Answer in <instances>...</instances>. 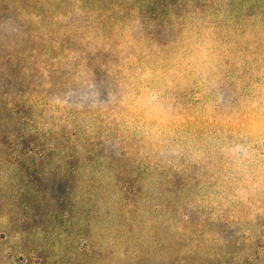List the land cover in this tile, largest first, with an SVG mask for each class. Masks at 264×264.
<instances>
[{"label":"rangeland","instance_id":"374dc122","mask_svg":"<svg viewBox=\"0 0 264 264\" xmlns=\"http://www.w3.org/2000/svg\"><path fill=\"white\" fill-rule=\"evenodd\" d=\"M0 264H264V0H0Z\"/></svg>","mask_w":264,"mask_h":264}]
</instances>
